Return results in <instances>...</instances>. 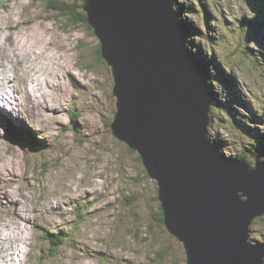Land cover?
I'll return each instance as SVG.
<instances>
[{"label":"rangeland","instance_id":"rangeland-1","mask_svg":"<svg viewBox=\"0 0 264 264\" xmlns=\"http://www.w3.org/2000/svg\"><path fill=\"white\" fill-rule=\"evenodd\" d=\"M51 1L0 0L1 23L12 25L0 23V42L12 34L0 49L10 76L0 94L2 236L13 245L12 230L25 226L23 264H186L184 244L158 219V181L113 133L115 80L99 36ZM179 1L181 18L199 30L187 34L188 49L214 93L210 139L229 157L264 162L263 11L250 0H202L208 16L201 0ZM249 234L264 243V216Z\"/></svg>","mask_w":264,"mask_h":264},{"label":"water","instance_id":"water-1","mask_svg":"<svg viewBox=\"0 0 264 264\" xmlns=\"http://www.w3.org/2000/svg\"><path fill=\"white\" fill-rule=\"evenodd\" d=\"M82 1L112 66L113 133L158 181L164 225L186 264H264V243L249 238L264 216V162L231 158L208 139L211 91L175 0Z\"/></svg>","mask_w":264,"mask_h":264},{"label":"trees","instance_id":"trees-1","mask_svg":"<svg viewBox=\"0 0 264 264\" xmlns=\"http://www.w3.org/2000/svg\"><path fill=\"white\" fill-rule=\"evenodd\" d=\"M176 2H179L180 3V1L179 0H175ZM199 2H200V0H198ZM77 2L78 3H75L74 5H69V4H67V3H65V2H63V1H59V0H53V1H51V3H50V7L51 8H53V9H56V10H58V11H60V12H63L64 14H68V15H70L71 17H73V21H74V23H82V24H86L87 26H88V28H90V29H93V27L88 23V18H87V13L84 11V8H83V2L81 1V0H77ZM201 2H202V0H201ZM250 2H251V4L253 5V7L255 8V9H257V10H260V11H263L262 12V14H261V19H262V21H263V24H264V20H263V18H264V0H250ZM203 3V4H202ZM201 4H202V7H203V11L209 16V14H210V12H209V9L208 8H206V4H207V2H202ZM206 3V4H205ZM184 5H181V6H179L177 9H178V11L180 12V13H183L184 12V7H183ZM191 7H192V9L193 10H191V9H189L188 10V6L186 7V9L188 10V12H191V11H195V7L193 6V5H191ZM182 15V14H181ZM180 19H181V21L184 23V26H185V28H186V30H187V33H189V35L188 36H190L191 35V33L192 32H199V30L197 29V28H194L192 25H190V24H186L185 23V21L181 18V16H180ZM244 20V19H243ZM245 24H246V26L248 25V26H252L253 24H252V22H247V19H245ZM188 36L186 35V42H187V38H188ZM190 46H194V42L192 41V44H190ZM100 47V46H99ZM98 47V48H99ZM187 48H188V44H187ZM195 50H196V48H194ZM189 50V49H188ZM194 50V51H195ZM98 53L100 54V56L101 57H103L102 56V54H101V49L99 48V51H98ZM191 53V52H190ZM191 55H192V57L194 58V56H193V54L191 53ZM194 60H196L195 58H194ZM198 64H199V62H197ZM200 65V64H199ZM211 66H213L212 68H213V70H216V67L213 65V64H211ZM206 76L208 77V75H209V72H207L206 71ZM208 85H209V88H210V91H211V97L213 98V89H212V87H211V83L208 81ZM224 100H226L227 101V98H224ZM218 106H219V110H220V107H221V105L223 104L221 101H219V102H215ZM232 105V104H231ZM230 105V106H231ZM231 109H230V111L232 110V106L230 107ZM216 111V110H215ZM232 112H233V110H232ZM252 119V118H251ZM73 122L75 123V120H73ZM10 129H13V128H10ZM10 132V137L13 139H16L17 137H19V135H18V133H16L15 131H14V129L12 130V131H9ZM18 139V138H17ZM28 143H30V145L31 146H35V147H38L39 145L37 144V142H35L34 140H32V141H28ZM256 156H258L257 154H256ZM238 158H244V159H247L248 157H247V155L245 154V152H243L242 154H240L239 155V157ZM140 159H141V157H140ZM142 160V159H141ZM248 160V159H247ZM158 219L160 220V222L162 223V224H164V213H163V210L162 209H160V212H159V217H158ZM57 236H59V235H57ZM58 239H59V241L58 242H56L55 240H52V243H53V246L56 248V247H59L61 244H62V242H63V237L62 236H60V237H58ZM60 241H62V242H60Z\"/></svg>","mask_w":264,"mask_h":264},{"label":"bare ground","instance_id":"bare-ground-1","mask_svg":"<svg viewBox=\"0 0 264 264\" xmlns=\"http://www.w3.org/2000/svg\"><path fill=\"white\" fill-rule=\"evenodd\" d=\"M175 6H176V4H175ZM178 11V10H177ZM178 13H179V15L181 16V13L178 11ZM179 16V17H180ZM2 17H3V15H0V23L2 22ZM180 19V18H179ZM180 21H181V19H180ZM182 22V21H181ZM183 23V22H182ZM7 24H4V23H1V26L2 27H4V26H6ZM183 25H184V23H183ZM9 28H12V25L10 24V25H7ZM185 27V26H184ZM3 34H4V38L2 39V41L0 42V49H2V47H4V45H3V42H4V40H11L12 38V34L11 33H9V34H6L5 35V32H3ZM188 33H187V30H186V28H185V37H184V39H185V44H186V47H187V42H186V35H187ZM1 35V34H0ZM100 41H101V39H100ZM15 45H13V46H16L17 44L16 43H14ZM32 50H34L35 51V49H32ZM15 51H16V49H15ZM30 51V50H29ZM192 56V55H191ZM2 56H1V54H0V94L2 95V88L3 87H5L6 85L5 84H3L5 81H7L9 78H10V76H9V68H8V63H5V60L4 59H2L1 58ZM193 58V57H192ZM193 60H194V58H193ZM195 61V63H197L198 61L197 60H194ZM64 65H65V63H64ZM9 67H10V65H9ZM66 68H67V65H66ZM202 69V68H201ZM68 70V69H67ZM4 71V72H3ZM202 71V70H201ZM203 72V74H204V76H206V74H205V72L204 71H202ZM207 77V76H206ZM10 82H11V80H9ZM207 86L209 87V85H208V80H207ZM28 88H29V86H28V83L26 84V87H25V89H26V92H27V90H28ZM51 90H53V89H51ZM5 94H6V91H3ZM53 93H55V91L53 92ZM23 94V92H22V90H21V93H20V97H21V95ZM27 94V96L28 97H30V98H32V96L34 95L30 90L27 92V93H25V95ZM8 97V100L10 99V98H13L14 97V95H9V96H7ZM212 98V97H211ZM56 99V98H55ZM50 105V104H49ZM60 106V105H59ZM14 109L16 108L15 106L13 107ZM117 108H118V106H117ZM45 109L46 110H49L50 109V107L49 106H46L45 107ZM63 110V109H62ZM118 110V109H117ZM210 121H211V118H210ZM209 126H210V124H209ZM13 129H9V131H12ZM208 139L210 140V142L212 143V145H214L215 147L217 146V144H215L211 139H210V137H209V127H208ZM30 141H32L33 139L32 138H30L29 139ZM35 141V140H34ZM218 147V146H217ZM219 148V147H218ZM232 158V157H231ZM258 160V159H257ZM256 160V161H257ZM249 161V160H248ZM250 162V161H249ZM251 164H252V162H251ZM255 166H256V162H255ZM255 166H253V167H255ZM224 215L226 216V213H224ZM228 216V215H227ZM24 217H27V214H26V212L24 213ZM50 221H52V219H49ZM218 221H220V220H218ZM25 226L23 225V224H20V225H18V228L16 229V230H12V234H13V236H14V244L13 245H8V238H9V236H8V233H4V235L5 236H2V233L0 232V245L2 244L4 247H6L7 249V251H6V253H4V252H2V251H0V264H6L7 262H9L10 261V259H13V264H15L16 262H17V258H18V262H20L21 260H22V257H21V255H23L24 254V252H25V246L23 245V243L25 242V239H26V231H25ZM24 263V260H22L21 261V264H23Z\"/></svg>","mask_w":264,"mask_h":264}]
</instances>
